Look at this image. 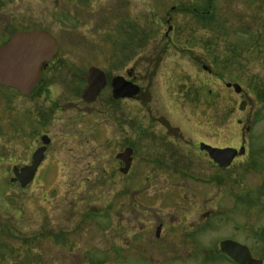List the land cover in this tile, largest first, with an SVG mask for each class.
<instances>
[{
    "label": "rangeland",
    "instance_id": "rangeland-1",
    "mask_svg": "<svg viewBox=\"0 0 264 264\" xmlns=\"http://www.w3.org/2000/svg\"><path fill=\"white\" fill-rule=\"evenodd\" d=\"M34 29L59 53L31 95L0 88V264H206L204 250L176 248L177 238L185 241L208 211L212 229L195 243L221 240L230 223L220 219L240 218L230 200L241 192L254 202L264 181V0H0V43ZM90 68L108 79L131 70L140 88L126 175L115 158L126 143L107 94L81 100ZM162 121L176 127L182 164L192 155L191 174L210 172L186 152L193 143L241 145L248 155L227 172L212 170L227 184L178 181L145 160L151 139L168 132ZM42 135L47 153L22 189L12 169L28 163Z\"/></svg>",
    "mask_w": 264,
    "mask_h": 264
},
{
    "label": "flooded vegetation",
    "instance_id": "flooded-vegetation-1",
    "mask_svg": "<svg viewBox=\"0 0 264 264\" xmlns=\"http://www.w3.org/2000/svg\"><path fill=\"white\" fill-rule=\"evenodd\" d=\"M208 14V13H207ZM202 15V14H200ZM35 30V29H34ZM34 30H25V31H17V32H31ZM41 31V30H37ZM171 31V29H170ZM44 32V31H42ZM47 35H49L47 32H44ZM14 34V33H13ZM12 35L9 36L8 39H6L4 42L0 43V46L4 45L8 40L11 38ZM50 36V35H49ZM51 37V36H50ZM57 44V43H56ZM58 46V44H57ZM58 53H59V47H58ZM58 53L56 56L53 58V60L48 63L44 64L41 68V73H40V78L33 89V91L29 94L31 95L37 88L41 86L42 80H44L43 76L44 73L49 69L53 61L56 59ZM204 70L206 68L203 67ZM89 70V69H88ZM87 70V71H88ZM87 73V72H86ZM103 73V72H102ZM104 74V73H103ZM105 76V81L106 85L105 87L101 90L99 93L98 97L96 98L95 103L100 101L101 97L107 94V100L105 99V102L109 106V113H110V121L113 125L114 132L118 133L120 132L125 140V146L121 152L116 154L115 158L119 155L124 153L126 150L131 151V164H132V156H133V149L130 147V132L132 130V117H131V105L132 102L140 95V88H139V93L135 97H130V98H117L118 93L117 91L114 94V87H112L114 79L121 78V80L124 83H130L132 85H136L133 82V77H132V71H126L125 76L123 75H116L110 79H108ZM85 77L84 76V87H85ZM123 84V83H122ZM137 86V85H136ZM2 88V87H0ZM5 89V88H2ZM84 89V88H83ZM17 92V91H15ZM83 92V91H82ZM18 93V92H17ZM19 95H22L18 93ZM28 95V96H29ZM23 96V95H22ZM149 97V96H147ZM150 98V97H149ZM176 99V98H175ZM88 105V104H86ZM97 117H99V114H97ZM163 120H165L163 117H161ZM163 123L166 122L168 132L165 134V136L161 138H153L151 139V147H147L148 150L145 151V160L148 165H152L156 168H164L172 171H175L176 174V180H181L184 179L190 180L191 178L193 181L197 183H202L204 185H211L212 182L215 183L216 185L219 184H227L229 181L228 179L224 181L223 177H221V180H217L215 176L212 174V170L218 172V173H224L227 172L234 164L235 161L237 160H243L247 157L248 155V150H246L244 147V154L242 156L236 155L231 163V165L227 168H219L218 165L213 163V161L210 159L208 156L207 152L205 149L201 148L202 145L204 146H209L211 148H216L219 150L223 149H233L236 151H239L242 146L239 145L238 147H215L212 146L209 143L199 141L198 143H193L191 146L192 148L188 149L186 152H190L189 150L193 149L196 155H193L194 157H198L200 160L206 162L209 164L208 166L210 167V172H205L202 176L198 175L196 173L191 174L192 168L194 167L192 163V155L190 156V159L188 160L189 163L182 164V161H187L186 156L184 157L182 154L179 152L181 151V148L179 147V142L176 140H179L177 138L176 134V127H171L167 121H162ZM161 123V122H160ZM240 124V122H238ZM246 132H248V129H246ZM45 136L42 135L40 137V145L35 147L33 153L41 148L43 145L41 143V138ZM47 137V136H46ZM49 139V138H48ZM50 140V139H49ZM157 140V142H156ZM50 144V141H49ZM49 144L45 147V153H44V158L45 154L47 153L48 146ZM158 146V148L156 147ZM160 147V148H159ZM145 150V149H144ZM30 156V159L28 163L20 166V167H13L18 169V171L24 167L30 166L32 164V155ZM181 156V158H179ZM44 158L42 162L44 161ZM182 160V161H181ZM258 160V161H257ZM116 161L120 164V168L118 169L119 173H121V169H123L124 165L121 161H119L116 158ZM252 163L249 165V169L255 170L257 167L255 165L259 166V161L260 159L258 157H253L252 158ZM40 163V165L42 164ZM39 165V167H40ZM38 167V169H39ZM131 168V165L126 173V175ZM37 169V170H38ZM184 169H188L190 172H187ZM202 171V170H200ZM207 171V170H205ZM123 174V173H121ZM36 175V174H35ZM219 175V174H218ZM225 177H228L225 175ZM35 178V176H34ZM189 178V179H188ZM34 180V179H33ZM33 182V181H32ZM230 182L234 183L235 181ZM243 180H237L236 184L241 183L242 184ZM14 183L18 184L20 187V184L18 181H15ZM263 183V182H262ZM262 185V184H261ZM242 186V185H241ZM260 188V187H259ZM259 189L257 191L258 196H251L252 200L254 199V202H250L246 200L245 195H242L241 192H237L238 195L234 197L231 201V208L234 209L237 207L238 214L240 216L239 220L237 222L229 221V217L227 216L224 219H220L219 224H223L226 222H229L230 224L228 225L227 230L224 232V237L221 240L214 241V243H209L206 245V248H199L200 244L197 245L196 242V235L201 234V231L208 232L212 229V218L210 213L208 211H205L203 214L200 215V222L199 224L193 225L194 227L189 226L187 229V233H185L184 236H186L185 241H181L180 238H177L176 240V248H178L181 244L185 246H189L190 249L194 248L195 252L198 249L204 252V258H205V263L206 264H264V197L259 195ZM235 200V201H233ZM251 204V205H250ZM244 205L243 210L240 209V206ZM250 205V206H249ZM246 208V209H245ZM232 215V214H231ZM202 225V226H200ZM199 226V227H198ZM161 228V226H159ZM180 229V222L176 223V230ZM198 232V233H197ZM195 236V237H194ZM180 237V236H179ZM193 238V239H192ZM223 243H226V245H223ZM223 245V246H222ZM198 247V249H197ZM196 248V249H195ZM194 252V251H193Z\"/></svg>",
    "mask_w": 264,
    "mask_h": 264
},
{
    "label": "water",
    "instance_id": "water-1",
    "mask_svg": "<svg viewBox=\"0 0 264 264\" xmlns=\"http://www.w3.org/2000/svg\"><path fill=\"white\" fill-rule=\"evenodd\" d=\"M171 28L168 30L170 31ZM58 53V46L55 40L42 31L15 32L4 45L0 46V86L12 89L24 96H28L35 88L41 73V68L50 63ZM123 83V84H122ZM104 74L96 68H90L85 77V87L82 93V101L85 104L95 102L101 90L105 87ZM112 87L114 94L117 91V98L135 97L139 93V88L130 83H124L121 78L114 79ZM232 87L236 94H240L241 89L237 85H227ZM245 103H240L239 110L243 111ZM46 136L41 138L42 147L37 149L32 155V164L18 169H12L13 178L11 182L18 181L20 188H25L34 179L35 173L44 158L45 147L49 144ZM210 159L219 168H227L231 165L236 155L242 156L244 148L239 151L233 149L219 150L202 145ZM124 165L121 173H126L131 165V151L128 149L116 157ZM259 195L264 197V182L259 189ZM160 227L156 229V237L159 236ZM226 245V243H223ZM222 245V246H223Z\"/></svg>",
    "mask_w": 264,
    "mask_h": 264
}]
</instances>
